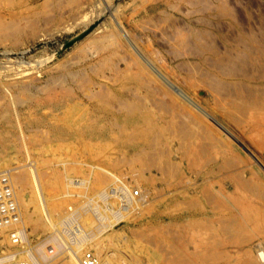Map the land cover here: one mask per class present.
<instances>
[{"label": "rangeland", "instance_id": "rangeland-1", "mask_svg": "<svg viewBox=\"0 0 264 264\" xmlns=\"http://www.w3.org/2000/svg\"><path fill=\"white\" fill-rule=\"evenodd\" d=\"M263 94L264 0H0V264H264Z\"/></svg>", "mask_w": 264, "mask_h": 264}, {"label": "bare ground", "instance_id": "bare-ground-1", "mask_svg": "<svg viewBox=\"0 0 264 264\" xmlns=\"http://www.w3.org/2000/svg\"><path fill=\"white\" fill-rule=\"evenodd\" d=\"M263 42V41H262ZM132 44V43H131ZM133 48V47H132ZM137 48V47H136ZM136 48H134V49H136ZM262 48V47H261ZM139 53V52H138ZM139 57H141V59L143 60V61H146V59L144 60V58H143V56L142 55H140L139 54ZM147 62V61H146ZM173 90H175V91H177V89H175L174 87H173ZM178 92V91H177ZM178 93H180V92H178ZM263 97H264V94H263ZM260 104V103H259ZM263 110V111H262ZM264 104H263V106L261 107V108H259L258 109V112H256L255 113V115H256V117L257 118H264ZM32 172V171H31ZM256 173V172H255ZM9 175H10V173H8ZM32 174V173H31ZM257 174V173H256ZM35 175V174H34ZM32 176L33 178H32V180H31V189L33 190V193H32V198H26L25 199V194H24V192L23 191H19L20 192V198L18 199V196H17V201H18V206H17V202H16V199L14 198L15 197V194H16V192H15V194H14V186L12 187V183H14V182H11L12 181V179L10 178L9 179V183H10V185H11V191H12V198H13V203H14V208H15V211H16V214H15V216H17V218H13V219H10V220H8L6 223H1L0 224V233L1 232H4L5 230H9V232H8V234H7V238L9 239V242L11 243V245H15V246H17L18 247V245L19 246H21L22 248H23V246H25L26 244H24L23 243V241L26 239V237H25V239H22V235H20L19 236V234H18V232H17V229L19 228V226H21L20 224V220H22L21 219V215H22V213H21V208H20V205H21V203H23V202H25V203H27V202H29V203H34L35 204V207H36V209L38 210V212H40V213H42V214H46V209H45V206H44V203L42 202V200L40 199V193H39V185H38V180L35 178V176ZM258 175V174H257ZM253 176V175H252ZM229 177H231L230 175H229ZM115 178V177H114ZM18 180V183H20V184H22V180L21 179H19V178H17ZM15 180H16V178H15ZM238 184H240V183H238ZM248 186V185H247ZM58 188H60V187H58ZM57 188V189H58ZM242 190V189H241ZM110 191L111 190H109L108 191V193H107V197H106V199L108 200H110V198L111 197H113V196H111L110 197V194H113V192H111L110 193ZM112 191H114V193L115 194H113V195H115L114 197V199H117V201L119 202V203H121V206H120V210H122L123 211V213H124V215H125V217H126V214H128V212H129V210H130V208H133V206H134V204H135V202L132 200L133 199V197H132V194L129 192V190L124 186V187H122V188H120L119 190H116V188L115 189H112ZM32 192V191H31ZM110 193V194H109ZM124 194V197H123V199H122V195L120 196L119 194ZM17 195V194H16ZM30 195V194H29ZM34 196V197H33ZM34 199V200H33ZM114 199H112V200H114ZM109 202V201H108ZM115 202V201H114ZM111 203L113 204V201H111ZM20 210V211H19ZM132 211V210H131ZM39 214V213H38ZM23 217V216H22ZM127 218V217H126ZM24 221V220H23ZM22 221V222H23ZM63 223H62V225L64 224V225H73V226H76V228H77V230H78V237L76 238V240H75V242L72 244V246L74 247L75 245H77V244H79L81 241H82V239L84 238V236H86L87 235V233L83 230V229H81L82 227L80 226V224H78L74 219H72V217L71 216H66V218H65V220L64 221H62ZM24 224V223H23ZM37 221H35V225L37 226ZM53 225H55V224H52V227H54ZM39 226V225H38ZM51 226V225H50ZM84 228H85V226H83ZM14 229V230H10V229ZM16 228V229H15ZM25 227L22 225L21 226V229H20V233H21V231H23V233H25ZM15 238H18V242H16L14 239ZM51 239V240H50ZM49 240H48V243H53V242H55V243H53L55 246H53V249L54 250H59L60 248H61V246H60V244L59 243H57L56 242V240H55V238L52 236L51 238H50ZM55 241H54V240ZM52 240H53V242H52ZM96 241V240H95ZM95 241H91L90 243H87V244H89L88 245V249L90 250V248L93 246V244H92V242H95ZM98 243H96V244H94V245H97ZM55 247V248H54ZM82 247V246H81ZM92 249V248H91ZM77 250V249H76ZM77 251H79L80 252V250H77ZM101 247L98 249V251H97V255L95 256L94 254H93V256H94V258H95V264H110L106 259H101V257L99 256V253H101ZM27 252V251H26ZM43 252V251H42ZM41 251H40V249L38 250V253L37 254H39V255H41V257H45L46 258V254H44V253H42ZM60 252V251H59ZM64 252V251H63ZM256 252V251H255ZM257 253V259H258V261L260 262V263H263L264 262V252H261V251H258V252H256ZM36 254V255H37ZM26 255V254H25ZM76 255V254H75ZM86 255V254H85ZM85 255H83L82 256V258L81 259H78L77 258V256L75 257V256H73V255H71V254H69V257H68V259H67V261H65L66 263L65 264H81V260L83 259V257L85 256ZM21 256V255H20ZM27 257L25 258V257H20L19 259H14L13 257V259H12V263L11 264H36L35 262L34 263H32V258H31V255L28 253V255H26ZM10 259V258H9ZM65 259V258H64ZM137 260V259H136ZM249 260V259H248ZM10 261V260H9ZM17 262V263H14V262ZM44 262H45V260H44Z\"/></svg>", "mask_w": 264, "mask_h": 264}, {"label": "built area", "instance_id": "built-area-1", "mask_svg": "<svg viewBox=\"0 0 264 264\" xmlns=\"http://www.w3.org/2000/svg\"><path fill=\"white\" fill-rule=\"evenodd\" d=\"M137 194V193H136ZM122 199L124 194H122ZM124 200V199H123ZM11 185L9 183L7 173L0 174V224L6 223L8 220L17 218L14 208ZM69 235L74 236L73 229L69 230ZM18 242V238L14 239ZM27 264V263H26ZM81 264H95V258L92 253H87L81 260Z\"/></svg>", "mask_w": 264, "mask_h": 264}]
</instances>
